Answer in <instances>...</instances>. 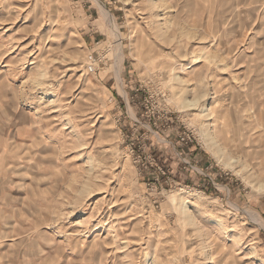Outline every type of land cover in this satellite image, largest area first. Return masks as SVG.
<instances>
[{
	"label": "rangeland",
	"instance_id": "374dc122",
	"mask_svg": "<svg viewBox=\"0 0 264 264\" xmlns=\"http://www.w3.org/2000/svg\"><path fill=\"white\" fill-rule=\"evenodd\" d=\"M0 264H264V0H0Z\"/></svg>",
	"mask_w": 264,
	"mask_h": 264
},
{
	"label": "built area",
	"instance_id": "2783aa9c",
	"mask_svg": "<svg viewBox=\"0 0 264 264\" xmlns=\"http://www.w3.org/2000/svg\"><path fill=\"white\" fill-rule=\"evenodd\" d=\"M99 64L98 57L94 53H90L87 57V71L95 73Z\"/></svg>",
	"mask_w": 264,
	"mask_h": 264
},
{
	"label": "crops",
	"instance_id": "0c3cea01",
	"mask_svg": "<svg viewBox=\"0 0 264 264\" xmlns=\"http://www.w3.org/2000/svg\"><path fill=\"white\" fill-rule=\"evenodd\" d=\"M3 255H5V260H11L12 258H16L15 254L14 253H10L9 251H4L2 252ZM44 254V253H43ZM30 259L32 260V257H30Z\"/></svg>",
	"mask_w": 264,
	"mask_h": 264
},
{
	"label": "bare ground",
	"instance_id": "6f19581e",
	"mask_svg": "<svg viewBox=\"0 0 264 264\" xmlns=\"http://www.w3.org/2000/svg\"><path fill=\"white\" fill-rule=\"evenodd\" d=\"M105 14L107 15V16H109V18H110V20H112V16L111 15H109V13L107 12V11H105ZM113 22L115 21V20H112ZM114 25V24H113ZM120 43V42H119ZM119 71V70H118ZM119 74V73H118ZM118 77H119V75H118ZM122 82V79H120V83ZM203 111H206V108L203 110ZM209 111V110H208ZM207 114V116H209L210 114H209V112H207L206 113ZM209 137V136H208ZM218 151H220L219 149H218ZM221 152V151H220ZM222 153V152H221ZM222 155V154H221ZM254 215V214H253Z\"/></svg>",
	"mask_w": 264,
	"mask_h": 264
}]
</instances>
